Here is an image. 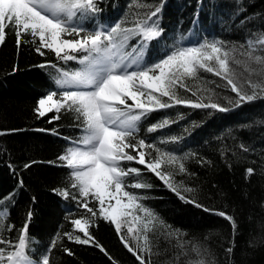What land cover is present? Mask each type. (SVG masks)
<instances>
[{
  "label": "trees",
  "instance_id": "16d2710c",
  "mask_svg": "<svg viewBox=\"0 0 264 264\" xmlns=\"http://www.w3.org/2000/svg\"><path fill=\"white\" fill-rule=\"evenodd\" d=\"M135 2L137 0H98L101 12L85 21V26L123 20L125 27H132L137 13L142 16L151 10L136 8ZM138 2L159 5L162 9L158 18H154L158 19L162 34L149 43L144 54L145 63L176 48L216 40L224 43L234 60L241 61L239 65L234 60L231 62L238 86L250 92L246 81L257 82L261 78L250 77L245 72L247 58L242 54L245 48L241 46L246 45L254 33L264 32V0ZM7 33L5 42L0 44V209L7 208L6 214L0 213V217H5L0 219V237L15 242L17 233L4 231V223L18 229L31 211L26 252L33 264L42 255H48L51 264H113V261L139 264L121 243L114 225L103 219H95L89 231L108 255L94 245L76 244L64 235L71 232L82 236L70 221L82 215L90 216L78 208L74 200L64 199L54 191L64 188L70 179V170L62 166L58 156L72 146V140L79 139L82 130L77 127L74 113L62 110L60 118L49 123L55 113L38 118L34 109L41 97L53 91H64L55 86L60 72L76 71L81 66L76 61L59 60L47 49L43 50L45 55L38 54L30 36L22 37L24 42L17 46L12 30L8 29ZM139 39L129 40L130 48L137 46ZM256 54H261L259 47ZM41 64L44 67H39ZM185 82L197 91L198 96L205 100L210 96L228 111L175 106L153 112L138 124L137 138H143L183 161L185 173H179L177 167L169 165L164 170L172 172L176 184L183 186L181 195L203 205L198 208L194 203H186L143 166L125 162L124 166L142 169L140 177H128L127 183L138 179L152 185L147 189L127 190L145 197L142 203L168 226L167 229L157 226L148 234L151 253L143 255L150 264H186L188 260L197 259L191 249L198 247L207 249L203 258L210 259L213 264H264V98L237 107L233 103L235 93L226 82L204 70L198 71V79H186ZM177 91L182 97L196 99L182 88ZM164 119L173 122L155 132L147 131L148 127ZM50 130H55L58 135ZM241 145L250 150L244 152ZM25 164L31 167L25 168ZM248 168L254 169L252 175H248ZM68 190L74 191L70 186ZM9 194H14L12 199L4 200ZM204 208L233 216L238 231L233 235L228 221ZM167 231L172 235H166ZM124 233L127 238L126 229ZM54 239L57 244L51 248ZM233 240L234 244L231 243ZM230 246L233 247L231 254L225 251ZM48 248H51L50 252L45 251Z\"/></svg>",
  "mask_w": 264,
  "mask_h": 264
},
{
  "label": "snow or ice",
  "instance_id": "6c2138e0",
  "mask_svg": "<svg viewBox=\"0 0 264 264\" xmlns=\"http://www.w3.org/2000/svg\"><path fill=\"white\" fill-rule=\"evenodd\" d=\"M134 6L151 10L145 11L142 16L137 13L132 27H125L123 20L86 27L84 22L101 12L98 0H0V44L5 42L7 30L11 29L17 46L24 42L22 37L30 36L38 54L45 55L43 50L47 49L59 60L76 61L81 66L76 71L60 72L56 84L65 90L62 93L53 91L41 97L34 109L38 118L55 113L49 123L58 120L62 110L74 113L77 127L82 130L79 139L72 140V146L58 156L62 166L70 170V179L64 188L54 191L64 199L74 200L77 207L90 216L82 215L70 221L74 230L82 233V236L71 232H65L64 235L76 244L94 245L108 255L89 231L95 219H103L114 225L121 243L139 264H150L143 255L151 253L148 234L157 226L165 229L168 226L142 203L145 197L127 190L147 189L152 185L138 179L127 183L128 177H140L142 169L124 166L125 162L143 166L186 203H194L198 208H203V205L181 195L183 186L176 184L172 172L164 170L169 165L177 167L179 173H185L187 169L183 161L145 139L137 138V126L151 113L175 106L228 111L210 96L206 100L198 96L197 91H193L185 82L186 79H198L199 70L224 80L231 92L235 93L233 103L237 107L264 98V32L254 33L246 45L241 46L245 48L242 54L247 58L244 62L245 72L250 77H261L257 82L251 79L246 81L247 87L251 89L249 92L238 86L237 74L231 67L234 58L222 41L206 40L198 46L176 48L151 63H145L144 54L149 43L162 34L158 19H154L158 18L162 9L159 5L153 6L138 0ZM237 11H242V8ZM134 37L140 39L137 46L130 48L128 42ZM257 47L261 54H256ZM234 62L237 65L241 63L240 60ZM178 88L191 92L196 99L182 97L178 94ZM172 122L164 119L148 127L147 131L155 132ZM50 131L58 135L55 130ZM240 147L244 152L250 150L244 145ZM24 167L29 168L31 165L25 164ZM246 171L252 175L254 169L248 168ZM69 186L74 191H69ZM183 190L192 191L191 188ZM13 196L9 194L4 200L12 199ZM204 211L213 212L228 221L233 235L238 231L233 216L209 208H204ZM0 213L6 214L7 208L0 209ZM31 216L32 212L29 211L26 222L18 229L15 225L4 223L3 230L15 231L17 236L15 242L0 237V264H33L26 252ZM165 234L171 236L172 232L167 231ZM231 243L234 244V240ZM56 244L57 240H52L51 248ZM5 248L11 250L6 251ZM51 248L45 251L50 252ZM191 251L197 254V259L188 260L186 264H213L210 259L203 258L207 249L193 247ZM225 251L231 254L233 247H227ZM65 252L72 255L68 249ZM109 259L112 258L109 256ZM35 264H51L50 257L42 255L35 260ZM113 264L116 262L113 261Z\"/></svg>",
  "mask_w": 264,
  "mask_h": 264
},
{
  "label": "rangeland",
  "instance_id": "374dc122",
  "mask_svg": "<svg viewBox=\"0 0 264 264\" xmlns=\"http://www.w3.org/2000/svg\"><path fill=\"white\" fill-rule=\"evenodd\" d=\"M58 78H59V77H58ZM55 86L58 87L57 84H56V80H55ZM58 88H60V87H58ZM60 89H62V88H60ZM64 90H65V89H64ZM125 229H126V228H125Z\"/></svg>",
  "mask_w": 264,
  "mask_h": 264
}]
</instances>
